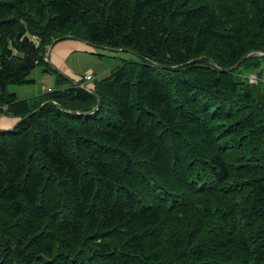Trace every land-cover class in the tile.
Listing matches in <instances>:
<instances>
[{"label": "trees", "instance_id": "1", "mask_svg": "<svg viewBox=\"0 0 264 264\" xmlns=\"http://www.w3.org/2000/svg\"><path fill=\"white\" fill-rule=\"evenodd\" d=\"M65 36L137 56L91 113L43 60ZM257 53L264 0H0V264H264ZM36 67L66 86L7 91Z\"/></svg>", "mask_w": 264, "mask_h": 264}, {"label": "rangeland", "instance_id": "2", "mask_svg": "<svg viewBox=\"0 0 264 264\" xmlns=\"http://www.w3.org/2000/svg\"><path fill=\"white\" fill-rule=\"evenodd\" d=\"M64 41H70V40H63V41H60L58 43H61ZM36 43L37 42L35 40V44ZM95 51L97 53H101L104 55L97 56V57L90 56V55H83L82 57L84 59L83 58L80 59V61H84L82 63V65L76 67L74 69L73 74L66 73V75L69 77H75V78H77V80L81 79L80 77L82 75L83 76L91 75L92 78L96 80V79H100V78L107 76L115 67L119 66L122 62H127V61H130L132 59H135V57L131 56L128 53L113 54V53H108V52H105L102 50H95ZM85 59H87V60L85 61ZM66 62L69 63L70 59H67ZM243 76L244 75H241L240 78H243ZM247 76H248V81L250 83L254 82L256 79L254 73H252V72H249V74H247ZM28 78H30L32 80V83L29 84L28 86L19 87V86H15V85H9L6 87L7 91L9 93L15 94L18 98L27 99L28 101L34 102V101L38 100L40 95L45 93V90L47 88H49L51 90H56V89L61 88L62 86H64V87L66 86L64 84L57 83L56 78L53 74H46V75L42 74L40 72L39 67L34 68L29 73ZM92 81H90V82H84L83 81L82 83L85 86L87 84L94 83Z\"/></svg>", "mask_w": 264, "mask_h": 264}, {"label": "crops", "instance_id": "3", "mask_svg": "<svg viewBox=\"0 0 264 264\" xmlns=\"http://www.w3.org/2000/svg\"><path fill=\"white\" fill-rule=\"evenodd\" d=\"M83 55H90L97 57L104 54L97 53L93 48L84 45L80 42L70 40V41L57 43L51 48L49 52V62L52 66L59 69L62 73L73 74L74 69L78 66H81L82 63L84 62V61H80V59L83 58L82 57ZM67 59H70L69 63L66 62ZM86 60L87 59H85V61ZM23 86H28V85H23ZM23 86H19V87H23ZM63 87L64 86H62L61 88ZM16 98L18 97L16 96ZM18 99H23V98H18ZM13 123L14 120L12 118L6 116H0V129L7 128L9 126L11 127Z\"/></svg>", "mask_w": 264, "mask_h": 264}, {"label": "water", "instance_id": "4", "mask_svg": "<svg viewBox=\"0 0 264 264\" xmlns=\"http://www.w3.org/2000/svg\"><path fill=\"white\" fill-rule=\"evenodd\" d=\"M63 40H74V41H77V42H80L84 45H87L95 50H102V51H106V52H111V53H128L130 54L131 56L135 57L137 59V56L135 53H133L132 51H129V50H126V49H110V48H106V47H102V46H97V45H93L87 41H84L82 39H78V38H74V37H70V36H65V37H59V38H56L54 40H52L46 47H45V51L43 53V60L44 62L48 65V67L51 69V71L56 74V75H59L61 78H63L68 84H70L71 86L73 87H76L78 89H81L82 91L86 92L87 94L93 96L95 99H96V104H95V107L89 112H93L99 105V98L94 95L86 86H84V84L82 83H78L76 81H73L72 79L66 77L62 72H60L57 68H55L54 66H52L50 64V62L48 61V55H49V52L51 50V48L58 42L60 41H63ZM253 52H248L247 54H245L244 56H242L239 60H237L231 67L227 68V69H222V71L224 72H229L231 70H233L234 68H236L244 59H246L248 56L252 55ZM257 55L259 56H262L264 55V53H257ZM200 58L198 59H194V60H191L184 65H187V64H191V63H195L196 61H198ZM155 66V65H154ZM46 102H43L41 103L35 110H33L32 112H30L29 114H27L26 116H24V118L22 119H25L29 116H31L35 111L39 110ZM16 124H13L9 129L11 128H14ZM0 131H3V130H0Z\"/></svg>", "mask_w": 264, "mask_h": 264}, {"label": "built area", "instance_id": "5", "mask_svg": "<svg viewBox=\"0 0 264 264\" xmlns=\"http://www.w3.org/2000/svg\"><path fill=\"white\" fill-rule=\"evenodd\" d=\"M84 82H90V81H92L93 80V78H92V76L91 75H85V76H81L80 77ZM51 90L49 89V88H47L46 90H45V93H48V92H50Z\"/></svg>", "mask_w": 264, "mask_h": 264}]
</instances>
